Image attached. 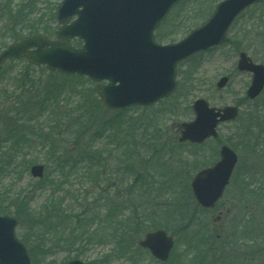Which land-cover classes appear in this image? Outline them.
Returning a JSON list of instances; mask_svg holds the SVG:
<instances>
[{"label":"rangeland","instance_id":"obj_1","mask_svg":"<svg viewBox=\"0 0 264 264\" xmlns=\"http://www.w3.org/2000/svg\"><path fill=\"white\" fill-rule=\"evenodd\" d=\"M62 1L0 0V53L31 36L34 24V31L54 38ZM221 1L185 0L156 32L174 42L160 43L183 40ZM201 13L209 15L199 19ZM242 52L264 65V6L243 13L224 45L179 65L174 95L127 110L106 108L87 77L53 74L25 60L5 65L0 151L8 164L0 166V194L30 193L23 211L8 206V216L18 220L16 235L31 264H264V92L245 99L252 75L237 69ZM226 76L230 83L218 90ZM200 99L217 109L238 106L243 117L219 129L238 165L214 211L195 203L191 182L219 161V144L178 143L180 126L195 118L192 106ZM250 112H259L257 123ZM253 125L257 138L247 148L239 136ZM82 150L90 155L79 159ZM34 165L45 168L42 182L30 174ZM45 206L51 217L60 209L62 218L40 219ZM159 229L175 240L166 263L138 246Z\"/></svg>","mask_w":264,"mask_h":264},{"label":"water","instance_id":"obj_2","mask_svg":"<svg viewBox=\"0 0 264 264\" xmlns=\"http://www.w3.org/2000/svg\"><path fill=\"white\" fill-rule=\"evenodd\" d=\"M183 0H64L57 12L60 29L56 40L44 35L27 37L14 43L0 55V71L8 61L26 58L36 67L50 72L79 75L96 83L97 94L112 110L147 107L170 97L178 88L177 67L193 55L222 45L234 21L247 8L264 4V0H223L212 16L182 41L161 45L155 32L173 8ZM83 42L76 48L71 41ZM238 70L252 73L247 91L254 100L264 90V66L246 54L239 56ZM229 78L217 83L224 89ZM195 120L181 125L179 142L202 144L218 137V127L233 122L238 107L211 108L203 99L193 105ZM221 160L201 171L191 187L198 204L214 208L229 185L238 157L223 145ZM34 178L44 177V166L31 168ZM18 221L0 215V264H31L26 247L16 236ZM139 246L149 250L159 261L169 259L174 240L159 230L148 233ZM68 264H85L72 261Z\"/></svg>","mask_w":264,"mask_h":264},{"label":"trees","instance_id":"obj_3","mask_svg":"<svg viewBox=\"0 0 264 264\" xmlns=\"http://www.w3.org/2000/svg\"><path fill=\"white\" fill-rule=\"evenodd\" d=\"M206 15H209V14L201 13V16H200L199 19H205L206 18ZM34 27H35V24L28 31L27 34H29V35L38 34L39 31H34L36 29ZM165 35H167V36L163 37L160 34H157L158 41L159 42H170V41L174 42L171 39V36H169L170 34H165ZM73 44L75 46H77V47H81L82 46V43L80 41H78V40H74L73 41ZM240 118H243V117L240 116ZM259 119H260L259 112H250L249 113V120L253 121L254 123H257L259 121ZM256 128H257L256 125L250 126L247 129V131L245 132V134L242 136L244 139L241 136H239L240 142L241 143H244V146L245 147H247V148L248 147H251V146L253 147V144L252 143L254 142V140L257 137H255L254 140H253L252 138L255 135H252L251 134L252 133L251 131H255ZM241 138H242V140H241ZM231 144L233 145L234 148L238 149V147L235 144H233V143H231ZM257 145H258V143H257V141H255L254 148L257 147ZM88 155H90V154L87 153V150H82V151L79 152L78 157L80 159V158H85V156H88ZM2 157H3V153H1V151H0V166H1V169H2L3 166H6L8 164V163L1 162L2 159H3ZM126 170L129 171L130 169H126ZM40 181L42 182V180H40ZM25 192H17V193L15 192L14 193V191H13V193H12V192L8 191V192H5V193H1L0 194V214H2V215H8L9 214L8 206L10 208L14 209V212L16 214L19 213L22 210L21 207H25V205H27L28 202L31 200L29 198V196H28V194H30V193L27 192L25 195H23V193H25ZM3 197H5V204L3 203L4 202ZM44 208H45V214L44 215L41 214L39 216L40 219H45V218H62V217H60V213H61V210L60 209H57V210L54 209V215L51 217V216L48 215V213H49V207L48 206H45ZM25 215L28 216L27 213H25ZM93 264H95V263H93Z\"/></svg>","mask_w":264,"mask_h":264},{"label":"flooded vegetation","instance_id":"obj_4","mask_svg":"<svg viewBox=\"0 0 264 264\" xmlns=\"http://www.w3.org/2000/svg\"><path fill=\"white\" fill-rule=\"evenodd\" d=\"M230 184H231V183H230ZM229 186H230V185H229ZM229 186H228V188H229ZM228 188L226 189L225 195H227L226 193H227ZM221 202H222V200L219 201L213 209H210V210H208V211H214V210L218 207V205H219ZM219 217H220V216H219ZM219 217H218V218H219Z\"/></svg>","mask_w":264,"mask_h":264}]
</instances>
